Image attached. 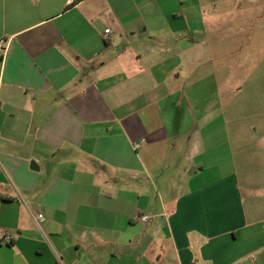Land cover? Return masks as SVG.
<instances>
[{
  "label": "crops",
  "instance_id": "0c3cea01",
  "mask_svg": "<svg viewBox=\"0 0 264 264\" xmlns=\"http://www.w3.org/2000/svg\"><path fill=\"white\" fill-rule=\"evenodd\" d=\"M193 7L0 0L12 264H264V152L210 98L218 45L194 37Z\"/></svg>",
  "mask_w": 264,
  "mask_h": 264
},
{
  "label": "rangeland",
  "instance_id": "374dc122",
  "mask_svg": "<svg viewBox=\"0 0 264 264\" xmlns=\"http://www.w3.org/2000/svg\"><path fill=\"white\" fill-rule=\"evenodd\" d=\"M193 3L189 21L194 25V37L218 45L211 48V60L200 67L201 72L211 77L204 80L210 86V98H220L228 123L232 125L234 118L240 119L239 134L256 140L254 144L264 152V2L193 0ZM214 77L219 80L221 96L214 87ZM241 86L243 93L238 95ZM201 87L198 83L195 89ZM11 258L10 252L1 253L0 264L2 260L6 261L3 264H12Z\"/></svg>",
  "mask_w": 264,
  "mask_h": 264
},
{
  "label": "built area",
  "instance_id": "2783aa9c",
  "mask_svg": "<svg viewBox=\"0 0 264 264\" xmlns=\"http://www.w3.org/2000/svg\"><path fill=\"white\" fill-rule=\"evenodd\" d=\"M110 29H106L105 30V35L104 37L107 38L108 37V34L110 33ZM7 40L3 39V38H0V57H4L5 56V53L7 51ZM1 137V135H0ZM136 148L140 147L139 144H136L135 145ZM44 218V215L43 214H39L38 215V219H43ZM143 221H147L148 220V216H143L141 218ZM11 240V237L6 235L5 233H1L0 234V242H3V243H9Z\"/></svg>",
  "mask_w": 264,
  "mask_h": 264
}]
</instances>
